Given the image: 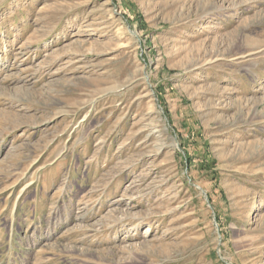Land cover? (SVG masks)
<instances>
[{
  "label": "rangeland",
  "instance_id": "374dc122",
  "mask_svg": "<svg viewBox=\"0 0 264 264\" xmlns=\"http://www.w3.org/2000/svg\"><path fill=\"white\" fill-rule=\"evenodd\" d=\"M0 264H264V0H0Z\"/></svg>",
  "mask_w": 264,
  "mask_h": 264
}]
</instances>
